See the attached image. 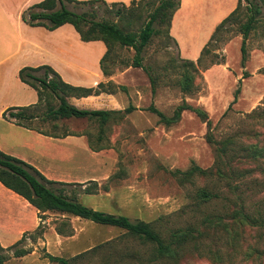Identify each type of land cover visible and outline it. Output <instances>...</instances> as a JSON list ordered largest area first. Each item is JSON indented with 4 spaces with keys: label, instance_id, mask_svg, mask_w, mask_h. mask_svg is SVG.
Returning a JSON list of instances; mask_svg holds the SVG:
<instances>
[{
    "label": "rangeland",
    "instance_id": "obj_1",
    "mask_svg": "<svg viewBox=\"0 0 264 264\" xmlns=\"http://www.w3.org/2000/svg\"><path fill=\"white\" fill-rule=\"evenodd\" d=\"M99 1L93 6L67 3V7L78 13H95L97 21L108 20L125 32L139 33L160 3V0H136L124 8L122 5L105 6L102 3H113ZM238 1L180 0L172 19L171 35L168 23L154 24L156 33L142 53L143 68L131 66L136 55L132 48L115 45L105 63L111 75L98 81L103 87L94 86L97 92L104 93L70 99L81 109L123 111L132 105L137 108L134 112L115 115L105 125L87 119L47 123L40 120L33 124L50 135L74 134L80 141L30 134L17 127L10 128L0 117V149L26 162L37 161L51 180L72 183L65 187L66 193L84 205L124 215L132 221L151 223L163 238L190 226L202 228L206 216H223L227 220L234 211L235 201H243L250 214L263 215L264 157L256 162L246 161L247 152L242 148L264 146V20L256 25L247 41L245 65L242 64L240 34L248 15L245 4L237 19L216 36L197 62L217 25ZM15 2L23 4L26 0ZM10 4L15 8L14 0H0V32L6 30V34L10 32L14 36L15 32L9 29L1 12L8 13L7 9H12ZM76 34L78 68L106 54L103 42L99 45L85 43ZM30 35L41 39L43 34L30 31ZM66 40L72 41V38ZM9 48L10 45L5 54L9 53ZM34 57L23 61L37 63ZM46 59L51 63L50 58ZM185 60L197 63L192 67ZM15 62L0 66V110L14 97L26 101L23 92H33L21 85L19 74L14 72ZM217 65L226 66L228 71ZM186 73L194 79L190 92L184 91L182 86ZM68 75L74 85L91 87L93 83L77 71ZM239 86L241 93L234 102ZM44 92L47 93H44L40 113L50 106H58L49 91ZM152 104L168 119L174 118L178 107L187 104L206 112L211 126L192 110L184 111L178 120L168 125L147 111ZM209 135L216 142L234 137L243 159L229 161L233 153L228 152V161L223 164L216 145L208 140ZM218 170L225 176H220ZM202 192L208 193L210 199L204 200ZM240 231L239 245L235 247L232 234L226 235L219 229L204 230L200 251L188 248L163 264H264V229L246 227ZM123 236L124 231L116 227L49 212L37 214L33 206L0 184V243L10 248L23 239L17 247L5 252V264H60L48 256L72 260L113 240H119L116 248L120 251L141 254L146 251L140 242L131 238L122 241ZM16 250L29 253L15 257ZM113 253L114 250H103L78 264H105L104 259ZM213 253H218L219 259Z\"/></svg>",
    "mask_w": 264,
    "mask_h": 264
},
{
    "label": "trees",
    "instance_id": "obj_2",
    "mask_svg": "<svg viewBox=\"0 0 264 264\" xmlns=\"http://www.w3.org/2000/svg\"><path fill=\"white\" fill-rule=\"evenodd\" d=\"M140 1L142 2L144 0ZM135 2L137 1H133V3ZM67 3L93 6L100 3V1L44 0L38 4L30 6L24 12L22 19L31 27H44L50 31H54L65 24H70L75 28L83 42H103L107 47V52L101 59L100 65L104 76H110L111 73L106 69L105 63L115 45L132 48L136 52V55L131 66L134 68H143L142 53L156 33L154 24L157 22L168 23L169 34L171 22L175 12L179 8L180 0H160L159 5L156 6L153 13L150 14L149 20L139 33L125 32L117 23L108 20L97 21L95 19V13L92 12L84 11L78 13L71 11L68 9ZM102 4L105 6L122 5L124 8L127 7L125 4L118 3L108 5L104 2ZM243 7L248 13L247 21L240 27V34L242 35V64L245 65L247 61V41L256 25L264 20V0H239L237 8L216 28L211 41L202 50L201 57L197 60L198 63L207 51L209 44L221 31L226 29L227 25L237 19V14L243 9ZM185 61L186 64L192 67L197 63L190 60ZM246 76L247 74H244V77ZM19 78L23 83L37 91L39 100L36 104L30 106L12 107L4 112L2 117L17 126L35 131L45 136L65 138L76 135L65 134L61 137L50 135L39 127L33 126L36 121L41 120L43 123H47L49 121L56 122L69 119H87L96 120L102 125H105L115 115H127L137 110V108L132 105L123 111L81 109L72 104L70 99L99 96L104 92H97L96 88L73 86L65 83L49 66L23 68L19 73ZM193 83V77L189 73H186L182 80L183 90L190 92L193 89ZM239 85H241V81H239ZM103 86V83L98 84V87ZM44 91H49V96L58 101V106H50L45 112L40 113V110L43 108L42 103L45 98L44 93H47ZM240 93L241 87L239 86L235 92L234 102L237 101ZM186 110H192L200 117L204 118L208 125L211 126V122L208 120L206 112L188 106L187 104L178 107L173 119H168L153 104L147 109V111L159 116L160 119L168 125L172 124L174 120H178ZM208 140L210 143L216 145L218 158H220V161L223 164H226V161L228 160L234 161L235 159H238L236 162H239L243 159L244 156H240L238 151L240 149L237 148L238 143L235 142L234 137L216 142L213 137L209 135ZM242 147L243 146H241V148ZM242 150L247 152L245 155L246 161L256 162L259 158L264 157V146H245ZM93 151L98 152L99 150L93 149ZM228 152H232L233 154L232 157L227 160ZM195 170L206 174V172L199 168H195ZM229 171L232 172L233 170L229 169ZM217 172L220 176H225L222 170H218ZM0 183L8 190L26 200L31 206L38 210L39 214L47 212L55 213L60 216L80 218L99 225L116 227L124 231V236L120 238L121 240L123 238H131L140 242V244L146 248V251L142 252V254L138 251H120L116 248L119 244V240H113L79 254L72 260H66L50 255L48 256L51 261L60 264H78L81 260L87 258V256H95L100 254L103 250H114L113 254L108 255V257L104 259L105 264H163L179 257L181 253L188 250V248L200 251L204 230L208 232L219 229L226 235L232 234L233 236L231 240L233 245L237 247L241 236L240 230H243L246 227L255 230L264 229V214L261 215L258 212H256V216L250 214L247 212L243 201H235L234 211L227 220L223 216H206L202 221V228L199 229L198 227L194 228L190 226L186 229L172 232L168 238H163L160 232L156 230L151 223L132 221L127 216L105 213L84 205L79 202L76 197L69 196L66 193L65 187L73 185L72 183L50 180L33 165L17 157L6 154L1 150ZM201 197L204 200L210 199L209 194L206 192H202ZM22 241L23 239L10 248H4L0 243V264L6 263L7 257L5 252L8 249L17 247ZM209 252L212 253L211 250H209ZM28 253L29 252L26 250H16L14 256L23 257ZM213 256L218 259L220 257L218 253H213Z\"/></svg>",
    "mask_w": 264,
    "mask_h": 264
},
{
    "label": "crops",
    "instance_id": "obj_3",
    "mask_svg": "<svg viewBox=\"0 0 264 264\" xmlns=\"http://www.w3.org/2000/svg\"><path fill=\"white\" fill-rule=\"evenodd\" d=\"M5 1L8 2V0H5ZM17 1L20 2V0H17ZM40 1H42V0H37L36 3L40 2ZM106 1L108 3H119V4L129 5L131 2H133L135 0H106ZM14 3H15V8H14L13 4H10L9 6L12 9H7L9 11L8 13H6V11H4V12L1 11L3 13L4 19L8 23L9 29L13 30L15 33H14V36L13 35L11 36L10 32L8 34H6V30H4L3 33L0 32V66L8 63L10 61H14V62L16 61L14 64L16 66V67H14V72L17 74H19L20 71L25 67L37 68V67H41V66H49L60 76V78L65 83H68V84L73 85V86H78V85H74L75 83H73L71 81L72 77H70L69 75L67 76V74H68V72H74L75 73V71H77L82 76H86L87 78L89 77L91 80H93L91 87H87V88H95L94 86L99 84L98 81L105 77L103 74V71L101 69V65H100V61L103 57H100L101 56L100 55L98 58H95V59L89 61L84 66L78 68L79 62H78L76 55H75V49H76V45H77V34H76L77 32H76L75 28L70 24H65V25L61 26L60 28H58L54 31H48L47 29H45L43 27H31L23 21L22 15L31 5L36 4V3H34L33 0H26V2L23 4H17L14 0ZM237 6H238V4H237ZM237 6H235L234 9L229 11L230 14L233 12V10H235L237 8ZM220 24H218L217 27ZM171 28H172V22H171ZM171 28H170V32H169L170 35H171ZM215 30H214V32H215ZM30 31H41L43 34V35H41L42 38L37 39L35 36L31 37ZM214 32L212 33L208 43L211 41ZM6 35H8L7 39H5ZM69 37L72 38V41L66 40ZM99 42H101V41H95V42H89V43H92L93 45H99ZM9 45H10L9 53L5 54L6 47H9ZM206 45H205V47H206ZM201 53H202V51H201ZM180 55H181V53H180ZM30 56H35L34 60H37L38 62L37 63H26L27 61H23V60H25V58H28ZM200 57H201V54H200ZM46 58H50L51 63ZM55 60H57V61H55ZM217 66L223 67V69L225 71L227 70L226 66H224V65H217ZM205 77L210 83V79L207 77V75ZM21 83H22L21 85H23V87L26 86V87L32 89L33 92H23L22 97L26 98V99H24L26 101H19L20 97H14L13 99L10 98L12 101L7 103L0 110L1 119L10 128L17 127V128L22 129V130H24L30 134H37L38 136H41V137H49V136L39 134L35 131L28 130L26 128L17 126L14 123L2 118L3 113L12 107H26V106L36 104L38 102L39 98H38L37 91L35 89H33L32 87H30L29 85L23 83L22 81H21ZM210 85H211V83H210ZM49 138L58 139V140H67L70 138H74L78 141L81 140L78 136H68L65 138H53V137H49ZM27 161H28L27 163H29V164L33 165L35 168H37L43 175L46 174V171L43 170V167H40L42 165H38L40 163H38L37 161H30V160H27ZM43 166H45V165H43ZM54 181H56V180H54ZM60 182H62V181H60ZM66 183H69V182H66ZM8 191H10V190H8ZM10 192L13 193L12 191H10ZM36 211H37V214H39L38 210H36Z\"/></svg>",
    "mask_w": 264,
    "mask_h": 264
}]
</instances>
